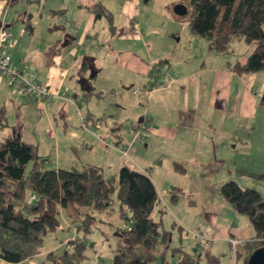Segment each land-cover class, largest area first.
Masks as SVG:
<instances>
[{"label":"crops","instance_id":"obj_1","mask_svg":"<svg viewBox=\"0 0 264 264\" xmlns=\"http://www.w3.org/2000/svg\"><path fill=\"white\" fill-rule=\"evenodd\" d=\"M97 2L111 14L102 0H97ZM18 3L19 0H0V25L4 26L10 34V42L0 46V53L9 55L14 68H24L31 73L32 81L47 85L51 94L45 100V111H40V114L36 108L38 105L35 104L32 96L13 93L7 79L0 76V111H2L6 123L4 127H0V137L18 134L22 141L33 144L37 148L38 143L42 142L45 137L55 134L47 133L45 130L46 125L54 124L49 117L52 115L50 111H56L60 119L66 120L67 112L64 106L72 104L70 100L68 102L64 100L67 89L69 99L77 97V95L83 97L86 117L102 123L100 115L120 111L117 107L118 98L123 99L125 106L129 107L130 105H127L124 94H122L103 107V98L100 102H91L92 93L95 92L94 96L98 98L102 96V90L109 88L110 84L117 83V86H121L129 83H141L144 85L143 93L132 102L134 105L128 108V112L133 115L140 110L142 116L139 123H147L144 125V129H147L149 135V137H145L146 141L152 139L156 143L164 142L166 151L178 157L177 159H182L188 154H206L208 152H204V146L213 147V155L216 156V159H220L216 166L220 168V172L226 171L224 179H233L232 177H235L232 176L235 162L246 156L258 154L263 149L260 143H257L254 148L255 139L250 135L252 130L259 125L261 119L264 120L263 113L257 116L260 109L257 106L258 101L254 95L252 82L246 81V78L254 75L251 73L237 74L232 70V65L236 62L242 63L247 55L241 61L225 59L220 63L218 58L222 55L230 56L232 50L229 49L228 53L221 54L209 52L206 40L190 34L187 30L184 35V41L187 44L183 42L182 46L184 52H188L191 40L192 43L195 42L193 38L197 37L203 40V50L198 56L200 58L194 60L192 67L187 65V60H182L183 62L178 64L179 70L170 71L171 64L168 59L162 58L156 61L154 54L146 52L144 55L141 51L128 46L119 50L113 59L107 61L95 57L96 53L92 54L94 45L91 41L96 40L97 36L93 35L94 38L89 35L85 36L93 28L96 19L88 9L91 0L83 2L81 0H58L56 4L50 3L45 8L47 20L41 29L35 22L44 13L36 15L31 11L27 12L25 7H22V12L18 13ZM120 10L124 15L123 28H131L129 34L135 38L133 27L126 25L128 19L133 16V8L127 10L125 6H122ZM15 26L17 29L14 31ZM10 27L11 31L8 30ZM113 27V32H115L116 27L114 25ZM137 28L140 31V26ZM60 32L61 34H59ZM170 40L172 42V39ZM172 44L174 45V43ZM252 48L253 45L250 49L252 50ZM206 56H209V62L215 61V64L208 66L204 62ZM162 60H166L161 63L166 64L163 70L164 66L156 65ZM153 66L159 69L158 80L161 81V84L158 86H152V79L147 75ZM165 74L166 76H164ZM124 77H128V79H124ZM86 79L100 83L96 87H91ZM234 84L239 85L234 86ZM203 87L204 91H202ZM96 92H100L101 95ZM63 93L62 100L60 95ZM231 96L233 98L230 103ZM217 116H224L225 120H228V128H224L227 137L222 139H214L210 136L204 138L205 132L212 135L217 131L214 122L211 123L212 120L216 122ZM116 123L110 120L112 128L109 130V128L103 127L100 132L106 136V141L108 138L115 141L124 139L120 131L114 127ZM135 123L129 124L130 131L126 132L127 135L131 131L134 133ZM61 127L67 139L72 142L65 146V150H68L71 156L77 154V149L90 150L94 143L91 141V137L93 138L91 133L77 132V127L70 121H63ZM87 130L89 129L87 128ZM132 136L134 137L135 134ZM124 143L119 145H127ZM112 144L116 143L112 142ZM224 160L226 163L229 162L230 166L228 164L224 166ZM55 163L58 165V162ZM121 166L127 165L120 164L119 168ZM70 167L75 166L70 165ZM228 167L232 168L228 169ZM52 168L59 167L52 166ZM185 170H187L186 167L182 172H176L182 174ZM175 189L180 190L181 188ZM170 192L174 195V190L171 189ZM170 200L174 201L175 198ZM235 218L233 217V219ZM201 220L204 223L196 221V224L201 223V230L195 233H202L209 237L206 240L208 243L206 249L210 254L221 253V251H217V243H226L228 246L227 242L230 236H233L236 241L242 242L249 239L252 234L248 225L241 224L240 227H237L234 221H225L218 214H203ZM178 226L179 229L182 228V226ZM197 229L199 228L197 227ZM193 238L190 246L197 240L196 237ZM42 252L40 251L31 258L18 263H8L0 258V264H45V261L51 256ZM41 257L44 260L37 259Z\"/></svg>","mask_w":264,"mask_h":264},{"label":"rangeland","instance_id":"obj_2","mask_svg":"<svg viewBox=\"0 0 264 264\" xmlns=\"http://www.w3.org/2000/svg\"><path fill=\"white\" fill-rule=\"evenodd\" d=\"M83 1L81 0V2ZM57 2L58 0H19L17 4V8L19 9L18 13L22 12V7H25L27 12L31 11L36 15L38 13H44L35 22L38 24V28L41 29L47 20L46 6L50 3L56 4ZM102 2H104L111 12V22L116 27V31L113 32V29H110V24L104 15L100 14L99 16H95V12L92 9L98 2L97 0H91L88 9L90 14L94 15L96 19L93 28L85 36L89 35L93 38V35L97 36L96 40L91 41L94 45L92 54L96 53L95 57H100L108 61L113 59L119 50L128 46L134 50L141 51L144 55L146 52H150L152 55L154 54L153 56H155L156 61L162 58L168 59L171 64L170 71L179 70L178 64L185 60L188 61L187 65L189 67L193 66L194 60H199L200 57L198 56H200L203 50L202 39L197 37L193 38L195 42L192 43V40L189 42L188 52H184L182 49L183 42H185L184 35L187 33V15L175 16L173 14L172 7L178 3V0H102ZM130 5L133 8V16L128 19L129 21L126 25L133 27V34L136 35L135 38L129 34L131 28H123L124 15L120 10L122 6H125L129 10L131 8ZM138 26L141 28L140 31H138ZM16 29L17 26H15L14 31ZM8 30L11 31V27ZM170 39H172V42ZM97 45L100 46L97 47ZM250 48L251 45L244 43L241 39L232 38L229 42V49L232 50L231 54H229L230 56L222 55L218 59L220 63L225 59L241 61L243 57L249 54ZM209 60V56H206L204 62L208 66L215 64V61L209 62ZM163 64H161V66H164L162 70L166 66V64ZM251 75L254 76H249L246 78V81L252 82L254 95L258 101L262 93L261 90L264 89V69L251 73ZM124 79H128V77H124ZM86 80L89 81L88 85L91 87H96L100 83L98 81L93 82L91 79ZM235 85L238 86L239 84ZM143 87L144 85L141 83H129L128 85L121 86L113 83L110 84L109 88L102 90V96L98 98H95V92H93L91 102H100L103 98V107H106L116 99V96L122 94H124L127 105H130L129 107L125 106L123 99L120 100L118 98L117 107L120 111L106 113L102 116L98 115L102 117V123L86 117L84 115L83 97L77 95V97L69 99L67 97L69 96L67 89L64 100H67V102L70 100L72 104L69 102L71 105L66 104L64 106L67 112L66 120L60 119L56 111H50L52 115L49 117L54 124L46 125L47 128L45 130L47 133L51 132L55 134L54 136L49 134L42 142L37 141L39 143L36 148V153L38 157L43 159L45 167L57 166L67 169L70 165H74L79 169L90 164V166L97 165L96 167H101L103 174L106 175L108 173L115 174L119 165L125 164L146 174L150 178L158 197L152 207L150 216L155 221L159 220L162 226L170 231L169 245H181L186 251L193 252L190 244L192 238L197 236L201 244L200 249L195 253H201L203 256V253H206L207 250L208 243L206 240L209 237L202 233H195L201 230L200 225L204 223L201 220L203 214H218L225 221H234L237 227H240L241 224L249 226L247 219L243 215L235 213L222 199L219 191L222 183L234 179L240 187H249L256 190L264 200V120L261 119L259 125L250 133L253 139H255L254 148H256L257 143H260L263 149L258 154L246 157L242 156L244 158L235 162L233 168L234 175L232 174L235 177H232L233 179H224L226 171L220 172V168L216 166L220 159H216V156L213 155V147L208 148L204 146V152H208L206 154H188L182 159H177L178 157L166 151L164 142L159 141L156 143L152 139L146 141L145 137H149V135L146 131L147 129H144L146 122L139 123L142 116L140 110L133 115L128 112V108L134 105L132 102L138 99L143 93ZM90 89L92 90V88ZM204 89L203 87L202 91ZM96 93L101 95L100 92ZM63 95L64 93L60 95V99L62 100ZM232 96L229 101L230 103L233 98ZM34 101L38 105L36 106L39 110L38 113L41 114L42 111H45V100L39 99ZM142 105H144V102H142ZM259 109L257 116H260L261 113L264 114V107H259ZM216 118V122L212 120L211 123L214 122L217 131L212 133V135H208L205 132L204 138L209 136L214 139L227 137L224 128H228V120H225L224 116H217ZM110 120L117 122L114 127L120 131L124 139L121 138V140L115 141L112 138H108L107 141L105 140L106 136L100 132H102L103 127H107L109 130L112 128L110 126ZM63 121H70L77 127V132L84 133L87 131V133H91L93 136V138L90 136L91 141H94V143L90 150L77 149V154L75 153L73 156L70 155L68 150H65V146L70 145L72 142L62 132L61 124ZM130 123H135V129L133 131L134 133L131 131L127 135L126 132L130 131ZM261 123L263 124L262 126ZM43 133L46 134L45 132ZM87 133L86 135H89ZM106 134L108 133L106 132ZM132 134H135V136L133 137ZM112 142L118 145L112 144ZM123 142L127 143V145H119ZM116 146H120L125 153L115 151ZM45 158L48 159V162ZM55 162H58V165ZM173 163L179 164L183 168L186 167L187 170L182 174L177 173L173 168ZM226 164L230 166L229 162L226 163V160H224L223 165L225 166ZM230 168L232 167H228V169ZM175 188L181 189L177 190ZM171 189L174 190V201L170 200L172 196ZM76 211L78 212L76 213ZM85 213H88L92 217L88 221V230L86 231L82 225ZM233 217L236 218L233 219ZM196 221H200L201 223L196 224ZM121 222L122 220L119 219L117 214L116 201H113L112 205L101 213L92 212L90 214L87 209L75 207L67 211L60 209L50 229L43 237L40 251L47 253L51 250L56 255H61L66 251L69 252L70 249L69 246L66 247V243L76 236L88 245L82 252L84 257L80 259V264H111L110 253L114 249L117 238L119 237ZM178 225L182 226V228L179 229ZM58 243L60 244L57 245ZM217 244V251H221V254H224L223 260L229 264H233L232 258L230 259L229 257L227 244ZM37 259L44 260L42 257ZM45 264L61 263L57 257L51 256L45 261Z\"/></svg>","mask_w":264,"mask_h":264},{"label":"trees","instance_id":"obj_3","mask_svg":"<svg viewBox=\"0 0 264 264\" xmlns=\"http://www.w3.org/2000/svg\"><path fill=\"white\" fill-rule=\"evenodd\" d=\"M186 7V27L190 34L202 37L207 50L228 53L229 42L239 38L253 45L242 63L232 70L237 74L255 73L264 69V0H178ZM95 16L104 15L114 29L111 14L97 3ZM162 60L156 63L158 66ZM152 86H158L159 69L147 74ZM264 107V89L257 102ZM0 111V127L6 125ZM36 146L20 139L18 134L0 137V258L18 263L40 252L43 237L50 229L60 209L84 208L101 213L117 204L121 230L110 253L111 264H229L223 255L195 253L200 240L191 246H170V231L150 214L157 193L150 178L133 168L121 166L115 174H103L96 166L52 168L45 167ZM177 172L184 168L173 163ZM222 199L237 214L243 215L251 228L249 239L232 246L228 238L229 257L233 264H245L252 250L264 246V200L249 187H240L227 180L219 187ZM33 195L34 199L30 200ZM171 198H175L172 195ZM78 211H76L77 213ZM92 217L85 213L83 229ZM202 236V235H200ZM197 238V236H195ZM203 240V238H202ZM235 240V239H234ZM70 251L57 257L61 264H80L83 250L88 246L76 236L66 243Z\"/></svg>","mask_w":264,"mask_h":264},{"label":"built area","instance_id":"obj_4","mask_svg":"<svg viewBox=\"0 0 264 264\" xmlns=\"http://www.w3.org/2000/svg\"><path fill=\"white\" fill-rule=\"evenodd\" d=\"M9 42V32L4 26L0 25V46L6 45ZM0 76L7 79L12 92L15 94L32 96L34 100H46L51 94L47 85L32 81V74L24 68H14L9 55L6 53H0ZM115 149L125 153L120 146H116ZM32 199H34L33 195L30 196V200ZM229 241L232 246L236 243L234 239H230Z\"/></svg>","mask_w":264,"mask_h":264},{"label":"water","instance_id":"obj_5","mask_svg":"<svg viewBox=\"0 0 264 264\" xmlns=\"http://www.w3.org/2000/svg\"><path fill=\"white\" fill-rule=\"evenodd\" d=\"M172 12L175 16H183L186 14V7L178 2L173 5ZM245 264H264V246L252 250Z\"/></svg>","mask_w":264,"mask_h":264}]
</instances>
